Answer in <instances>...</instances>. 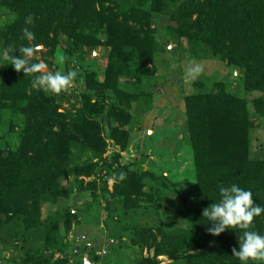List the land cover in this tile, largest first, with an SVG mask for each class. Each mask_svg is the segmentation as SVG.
<instances>
[{"label": "trees", "instance_id": "1", "mask_svg": "<svg viewBox=\"0 0 264 264\" xmlns=\"http://www.w3.org/2000/svg\"><path fill=\"white\" fill-rule=\"evenodd\" d=\"M129 8L116 11L109 4L116 0H0V9L13 19L0 24V47L33 45L46 55L72 62L74 53L87 48L108 49L103 72L83 68L84 87L80 109L62 111L57 98L43 90L31 89V76L17 73L3 62L0 74V225L17 222L23 225L22 241L41 233L43 244L27 253L22 264H67L65 258L51 262L62 254L59 220L40 217V204L54 206L69 195L62 187L73 164V151L86 161L77 177L95 176L105 169L114 181L111 191L107 178L101 198L109 213L116 200L124 213L156 204L153 176L121 165L119 154L107 164L106 138L120 151L128 146L131 116L128 109L140 95L121 88V81L142 87L156 73L154 57L161 51V39L153 29L152 16L162 13L167 0H130ZM119 9V8H118ZM34 17L26 25L25 18ZM196 16L193 20L192 17ZM176 28L170 29L169 41L184 38L193 50L207 53L243 76L246 93H260L250 103L246 98L229 94L217 83L210 91L193 83L194 94L185 98V114L190 149L196 174L195 196L184 199L177 212L188 229L134 224L132 247L147 250L148 256L135 264H240L232 249H238L241 229L226 230L217 236L207 232L202 212L218 201L217 185L237 184L253 192V203L264 207V160L251 157V131L256 127L252 112L264 118V0H189L169 13ZM132 23L133 25H129ZM28 27L34 41L22 38ZM104 35L105 40H99ZM14 55L19 56L16 50ZM30 62H38L34 57ZM65 64V67H68ZM253 110V111H252ZM105 118L106 124L98 119ZM96 160V162H93ZM120 172L126 179L120 181ZM99 177V175H98ZM83 181H80V189ZM96 181L88 184L93 191ZM68 233L75 214L65 209L61 215ZM251 230L264 235V214L254 218ZM0 247L6 248L0 239ZM153 250V256L150 251ZM93 262L99 257L95 256ZM94 264V263H93Z\"/></svg>", "mask_w": 264, "mask_h": 264}, {"label": "rangeland", "instance_id": "2", "mask_svg": "<svg viewBox=\"0 0 264 264\" xmlns=\"http://www.w3.org/2000/svg\"><path fill=\"white\" fill-rule=\"evenodd\" d=\"M189 0H167V6L162 13L152 16V28L158 32L162 46L154 57L156 73L147 79L142 87H133L121 81V88L135 91L140 95L136 102H132L128 113L130 123L125 129L128 131V146L124 151L106 138V152L103 155L107 164L112 163L113 156L119 154L118 162L139 172H146L153 176L150 180L157 191L156 204L137 211L124 213L118 201L113 200L111 209L106 212L101 198L103 181L107 178V189L111 191L114 181L105 169H99L95 176L78 178L79 167L86 161L78 151H73V164L69 170L68 179L62 181L63 189L69 195L60 204L51 206L47 202L40 204V217L59 220V241L62 254L56 253L51 262L65 258L67 264H83V257L94 264H135L148 256L147 250L131 246L132 227L134 224L155 226L162 223L165 228L188 229V224L177 214L183 208L184 199L190 200L195 196L196 174L193 155L190 149L187 133V118L185 114V98L194 94L193 83L204 85L210 91L217 83L224 85L226 91L236 97L246 98L249 103L261 97L260 93H246L244 91L243 76L237 71L226 67L225 64L210 57L209 54L193 50L184 38H171L170 29L176 24L170 20L169 13L174 12L181 3ZM108 6L116 11L124 12L132 1L116 0ZM119 8V9H118ZM13 16L0 9V24H6ZM193 20L196 16L192 17ZM129 25H133L129 23ZM104 41L105 36L99 35ZM35 58L43 60L49 71L61 70L67 72L76 70L78 75L70 87L55 96L62 111L75 112L80 109L81 93L84 87L83 68L103 72L105 69L108 49L97 47L93 51L87 48L78 50L72 57V62L66 64L64 60L46 55V50L38 48ZM4 51L0 47V54ZM0 61V74L3 69ZM65 64L68 67H65ZM190 69H195L192 77L188 78ZM253 111V110H252ZM256 127L251 131V157L264 160V118L252 112ZM99 122L106 124L105 118ZM93 162H96L94 160ZM99 175V177H98ZM174 177H179L181 184H175ZM80 181H83L80 189ZM96 181L93 191L88 184ZM178 190V191H177ZM70 209L75 218L68 233L64 232L61 215L63 210ZM3 222L4 218L0 217ZM23 225L17 222L0 225V239L6 248L0 247V264H22L27 253L35 252L41 245V233L30 236L29 240L20 239ZM99 257L93 262L94 257ZM159 262L166 264L165 257H159Z\"/></svg>", "mask_w": 264, "mask_h": 264}, {"label": "clouds", "instance_id": "3", "mask_svg": "<svg viewBox=\"0 0 264 264\" xmlns=\"http://www.w3.org/2000/svg\"><path fill=\"white\" fill-rule=\"evenodd\" d=\"M26 25L34 24V17L25 18ZM22 38L34 41L35 34L28 27L22 29ZM18 50L19 56L13 53ZM37 46L28 45L19 48L10 47L0 54V61H8L15 72H23L25 77L31 76V89L43 90L51 94H57L72 85L78 73L76 70L67 72L61 70L49 71L48 65L40 60L30 62L29 58L36 55ZM195 69H190L187 77H192ZM116 179L123 181L126 174L120 172ZM175 184H181L179 177H174ZM219 199L205 208L202 217L206 218L207 232L212 236H219L226 230H243L238 237V249L233 248L232 254L240 264H264V235L251 230L250 226L256 217L264 214V207L253 203V192L245 190L233 183L230 185H217ZM178 191V190H177Z\"/></svg>", "mask_w": 264, "mask_h": 264}, {"label": "water", "instance_id": "4", "mask_svg": "<svg viewBox=\"0 0 264 264\" xmlns=\"http://www.w3.org/2000/svg\"><path fill=\"white\" fill-rule=\"evenodd\" d=\"M150 256H153V250L150 251ZM83 264H93L89 261L87 254H85L83 257Z\"/></svg>", "mask_w": 264, "mask_h": 264}]
</instances>
